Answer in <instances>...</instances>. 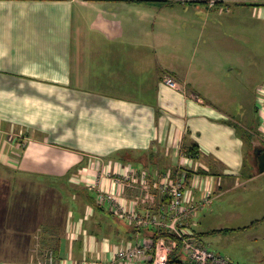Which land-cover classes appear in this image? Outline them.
<instances>
[{
    "label": "crops",
    "instance_id": "1",
    "mask_svg": "<svg viewBox=\"0 0 264 264\" xmlns=\"http://www.w3.org/2000/svg\"><path fill=\"white\" fill-rule=\"evenodd\" d=\"M224 6L0 0V174L12 173L0 178V193H12L0 195V262L29 264L53 250L57 264H97L125 243L150 240V230L98 199L102 188L123 190L145 211L140 189L105 174L120 162L154 183L194 170L186 204H200L207 189L212 202L187 229L234 262L264 264V172L255 153L258 131L264 144V0ZM149 48L153 57L133 50ZM195 144L199 158L182 159ZM20 175L48 184L51 198L19 200L33 183Z\"/></svg>",
    "mask_w": 264,
    "mask_h": 264
},
{
    "label": "built area",
    "instance_id": "2",
    "mask_svg": "<svg viewBox=\"0 0 264 264\" xmlns=\"http://www.w3.org/2000/svg\"><path fill=\"white\" fill-rule=\"evenodd\" d=\"M214 4L215 1L212 0L210 6ZM165 82L170 86H177L176 80L171 76H167ZM260 92L264 98V88ZM261 129L264 132V109L261 116ZM182 159L193 160L186 153L182 154ZM105 172L107 176L114 175L123 188L140 189L141 194L136 196L135 199L147 207L144 212H140L130 206L129 200L123 196V190L117 194L116 191L102 188L98 193L99 201H109L113 210L132 223L138 230L153 226L175 233L183 246L184 264H239L195 239L193 233L187 229L192 216L199 208L205 203L212 202V193L207 189V195L200 204L192 206L186 204L185 184L187 172L179 173L174 180L171 173L166 172L155 183L152 182L147 171H140L132 164L111 163ZM158 196L161 200L159 201L160 204L156 205ZM167 239L162 237L156 244L152 239H139L135 242L125 243L119 249L116 259L114 258L110 262L100 261L97 264H120L125 260H141L148 257L150 259L153 250L155 252L153 264H169V255L178 246L179 242L171 239L170 244L165 245ZM0 264L10 263L0 262ZM29 264H57L54 251L47 252L44 259H36Z\"/></svg>",
    "mask_w": 264,
    "mask_h": 264
},
{
    "label": "trees",
    "instance_id": "3",
    "mask_svg": "<svg viewBox=\"0 0 264 264\" xmlns=\"http://www.w3.org/2000/svg\"><path fill=\"white\" fill-rule=\"evenodd\" d=\"M152 1H156V2H159V3H165V0H152ZM212 0H199V1H196V0H191V2H201V3H205L206 5H209V7H217V6H224L226 5V3H228L229 0H214L215 1V5L214 6H210V2ZM228 5V4H227ZM185 153L192 157V158H199V156L201 155V151H200V148L198 146V144H195L193 145L192 147L188 148V149H185ZM135 167V166H134ZM137 169H139L140 171L142 170L141 168H138V167H135ZM199 173H204V171H201L200 169L198 170ZM194 173V170H191L188 172L187 174V178H190L192 176V174ZM93 201L97 202V199L95 197H93ZM135 229H137L135 226H134ZM144 229H148L151 231V239L152 241L156 244L160 238L162 237H166V238H170V239H175L177 240L179 243H178V246L170 253L169 255V261L168 263L169 264H184L185 263V253H184V250H183V246H182V243L181 241L178 239V237L176 236L175 233H172L170 232L169 230L167 229H158L156 227H144V228H141L139 230H144ZM154 255H155V252L154 250L151 252V258L148 260L147 264H153V261H154Z\"/></svg>",
    "mask_w": 264,
    "mask_h": 264
},
{
    "label": "rangeland",
    "instance_id": "4",
    "mask_svg": "<svg viewBox=\"0 0 264 264\" xmlns=\"http://www.w3.org/2000/svg\"><path fill=\"white\" fill-rule=\"evenodd\" d=\"M217 7H220V6H217ZM222 7L223 6H221V8ZM224 7H226V6H224ZM147 40H151L150 37ZM151 49L149 48V50H146V49H133V50H134V53L137 56H150V57H153V53L152 52L151 53H148L147 52V51H150ZM241 99H242V101L244 103L246 102L247 104L248 103L250 104L252 97L250 95H248V93H246L245 96H242L241 97ZM258 132H259V133H257L258 139H261V137H260V131H258ZM258 139L256 138V141H257V144H258L256 147H262L264 144H262L261 141H258ZM11 176H12V173H9V174H3V173H1L0 174V178L6 179V180H10L11 179ZM75 176L77 177L79 175L76 174ZM23 179H25V180H23ZM19 180L27 181L28 184H29V181L30 182L33 181V183H31V185L27 188V191L26 192H24V193H18L17 198L19 200H25V199H27L29 201H31V200L41 201V203H42L43 200H45V199L46 200H49V198H51L50 197V194H49V191L46 190V186L48 184H43V183H41V181L37 182L36 177H34L32 179H29L28 176L27 177H24L23 175H20V177L19 176L17 177V181H19ZM0 195L1 196H4V195L5 196H11L12 193H0ZM227 252H229V251H227ZM221 254H223V255H225L227 257L229 256L230 258L234 259L230 254L226 253V251L223 252V253H221ZM44 258H45V256H39L36 259H44ZM236 261H239L240 263H244V260L239 259V258H237Z\"/></svg>",
    "mask_w": 264,
    "mask_h": 264
},
{
    "label": "water",
    "instance_id": "5",
    "mask_svg": "<svg viewBox=\"0 0 264 264\" xmlns=\"http://www.w3.org/2000/svg\"><path fill=\"white\" fill-rule=\"evenodd\" d=\"M255 153L258 157V171L264 172V147H257Z\"/></svg>",
    "mask_w": 264,
    "mask_h": 264
}]
</instances>
